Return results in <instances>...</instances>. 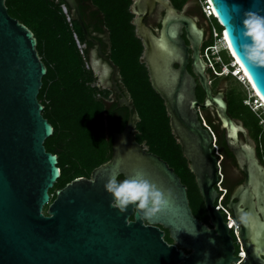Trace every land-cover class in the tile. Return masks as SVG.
I'll use <instances>...</instances> for the list:
<instances>
[{
	"label": "water",
	"instance_id": "1",
	"mask_svg": "<svg viewBox=\"0 0 264 264\" xmlns=\"http://www.w3.org/2000/svg\"><path fill=\"white\" fill-rule=\"evenodd\" d=\"M64 2L81 24L87 41L100 48L101 41L85 26L78 0ZM209 2L223 33H228L232 52L240 57L239 63L244 64L253 87L264 99V65L250 61L242 48L252 43L244 35L243 19L249 11L264 16V0ZM157 6L164 11L158 32L145 22ZM132 7L136 35L144 46L142 61L153 89L165 102L172 132L195 174L212 227L195 217L187 186L174 168L136 140L140 116L134 111L129 91L115 79L118 67L104 54L102 57L114 69L112 86L120 96L117 107L125 106L129 111L127 122L117 132L105 116L111 158L96 167L90 178L77 177L58 189L52 200L49 191L60 178L61 169L58 156L44 145L54 133L38 98L47 67L39 56L33 31L12 17L6 0H0V264L238 261L232 230L216 208L219 167L222 171V162L218 161L223 156L214 151L217 134L203 115L209 108L215 111L237 169L244 174L226 204L239 225V238L248 254L243 264H264V164L243 122L228 114L225 91L214 92L202 56L205 29L170 0H134ZM106 67L104 71L94 67L102 81L109 78ZM198 86L205 94L203 102L197 96ZM137 171L160 190H172L169 205L149 219L139 218L132 206L125 213L112 207L113 198L104 188L110 175L125 179ZM165 230L173 244L164 238Z\"/></svg>",
	"mask_w": 264,
	"mask_h": 264
},
{
	"label": "trees",
	"instance_id": "2",
	"mask_svg": "<svg viewBox=\"0 0 264 264\" xmlns=\"http://www.w3.org/2000/svg\"><path fill=\"white\" fill-rule=\"evenodd\" d=\"M88 1L95 8L91 14L87 13L85 0H78L82 19L89 34H107L109 42L104 46L107 45L110 58L119 68L122 83L130 93L134 111L140 116L136 125V140L145 144L148 151L159 155L174 168L187 186L190 206L195 217L202 222H209L195 174L191 171L183 148L172 132L165 102L153 89L147 67L142 61L144 46L136 35V26L133 23L134 0ZM171 1L176 8L182 9L189 0ZM63 3L64 0H6L10 15L33 31L37 38L39 56L47 67L38 98L44 105V117L54 128L53 135L45 140L44 145L47 151L58 156V166L61 169L60 178L49 191L52 200L56 197L58 189L77 177H90L96 167L111 158L112 142L106 134L105 116L107 115L109 124L117 132L123 130L129 116L126 107L118 108L116 101H110L111 90L94 85L97 83L94 70L86 68V60L91 64L89 47L92 44L87 41L82 26L73 17V27L70 26L61 9ZM199 7L203 17L208 20L200 4ZM209 22L210 39L203 45L202 51L214 43L213 27L223 31L215 17ZM74 31L80 41L88 45L85 49L86 60L77 47ZM220 54L224 62L229 64L231 57L228 53L222 51ZM216 67L217 71L221 72V64L217 63ZM189 70L192 72L191 67ZM209 72L211 73L210 69ZM213 77L216 80L221 79L224 83L231 82V79L239 81L232 74ZM215 83H212L214 92L225 91L228 114L243 122L250 137L255 141L258 156L264 164V125L261 123L264 116H260L245 103L248 95L241 86L225 85L215 88ZM197 96L200 102H203L205 94L201 87ZM203 115L207 125L217 134L218 152L223 156L222 185L227 189L223 204L226 206L232 190L243 181L244 174L241 172L237 178L232 176L231 171L240 170L237 169L236 159L226 144L224 130L220 127L215 111L209 108L203 111ZM118 180H123V177ZM165 239L173 243L168 230Z\"/></svg>",
	"mask_w": 264,
	"mask_h": 264
},
{
	"label": "clouds",
	"instance_id": "3",
	"mask_svg": "<svg viewBox=\"0 0 264 264\" xmlns=\"http://www.w3.org/2000/svg\"><path fill=\"white\" fill-rule=\"evenodd\" d=\"M242 23L245 29L244 35L252 40L251 44L242 45L243 54L250 61L264 65V16L249 11ZM225 39H228L227 31H225ZM228 47L232 48L230 41ZM232 55L237 57L239 63L240 57L237 53L233 51ZM240 66L244 68L243 63H240ZM245 71L247 72V69ZM104 188L113 198L112 207L125 213L129 206H132L141 219L154 217L169 205L172 197L171 189L160 190L155 183L145 178L142 171H137L133 177L123 180H118L116 175H110Z\"/></svg>",
	"mask_w": 264,
	"mask_h": 264
},
{
	"label": "built area",
	"instance_id": "4",
	"mask_svg": "<svg viewBox=\"0 0 264 264\" xmlns=\"http://www.w3.org/2000/svg\"><path fill=\"white\" fill-rule=\"evenodd\" d=\"M199 2L201 4V8H202V11H203V14L205 15V17L208 20L214 18L215 13L213 10V6L209 2V0H199ZM61 9H62L63 13L65 14L68 23L70 24L71 27H73L72 14H71L67 4L63 3L61 5ZM212 34H213V38H214L213 45H209V46L205 47L204 50L202 51V56L205 59V61L207 62L208 67L211 64L213 70L216 72L217 75L221 76V75L232 74L241 83H244V84L247 83L248 84L246 76L243 75V70L240 69V66H238V64H236V62H235L236 60L230 54V49L224 40L223 31L220 32L215 27H213L212 28ZM74 39L76 41V44H77V47H78L80 53L83 55L84 59L86 60V58H85L86 45H85V43H82L80 41V39H79V37L75 31H74ZM221 51H226L228 53V55L231 57V61L229 64H226L224 62V60L220 54ZM217 63L221 64V66H222L221 72L217 71L218 70L216 67ZM86 68H88V69L90 68L89 62H87V60H86ZM246 102L255 112L258 111L257 113H260L259 111L261 109H264L263 103L260 100H258V98L256 96L248 98L246 100ZM258 105L261 107L258 108ZM259 115L264 116V114H259ZM261 123L264 125V117H262ZM211 132H212V130H211ZM212 134L214 135L213 132H212ZM215 152L218 153L217 145H215ZM220 162H221V160L218 161V164H220ZM218 172L220 173V182L217 184V186H218V190L220 192V197L217 199L216 208L218 210H220L225 215V221L228 223L229 227L232 230V234L234 236L235 247H236L235 256H236V258H239L238 261H232L231 264H243V262L248 258V254H247L246 248L242 244L241 239L239 238V234H238L239 225H237L233 221L231 211L223 204V199H224L225 194L227 193V189L226 188L224 189L222 187L223 186L222 185L223 174L221 171V167H219Z\"/></svg>",
	"mask_w": 264,
	"mask_h": 264
},
{
	"label": "flooded vegetation",
	"instance_id": "5",
	"mask_svg": "<svg viewBox=\"0 0 264 264\" xmlns=\"http://www.w3.org/2000/svg\"><path fill=\"white\" fill-rule=\"evenodd\" d=\"M85 4L87 6V13L88 14H91L95 10V8L93 7L92 3L90 1H88V0H85ZM172 4H173V2H172ZM183 9L186 11V13L188 15H191V16L195 17L196 20L198 21L199 25L202 26L205 29V35H206V41L204 42V44H205L210 39V32H209L210 25H209L208 21L203 17L198 2L196 0H189L182 7V9H179V10H183ZM132 10H133V7H132ZM163 13H164L163 9L160 6H157L156 9L154 10V12L149 17H147L145 19L146 24L148 26H150L153 30H155L156 32H158V30L160 28V21H161V18L163 16ZM86 28H87V26H86ZM87 30H88V28H87ZM90 35H92V36H94L95 38H98V39L101 38V39H99L101 41V47L100 48L96 44L88 41L89 43L92 44V46L89 47V54H90V61H91L90 68H92L94 70V67L97 66V69H99V67H100L104 71L105 70V66H107L106 68L109 71V78H108V80L102 81L100 79L101 73H99L97 75L96 72H95V70H94L95 76L97 77V83H95L94 85H97L101 89H109V90H111L110 101H116L118 103V101L120 99V96L118 94H116V92H115V90H114V88L112 86V78H113V75H114V69L102 57V54H104V55H106L107 57L110 58L109 52H108L109 51L108 50V47H106L107 45L104 46L105 43H108L109 42L108 41V36L105 33H101V34H98L97 35L96 32L93 33V34H90ZM85 45H86V48H87L88 45L86 43H85ZM202 48H203V46H202ZM94 61H95V63H97L96 66L94 65ZM189 67H191V66H189ZM208 74H209V72H208ZM115 79L119 83L123 84L122 83V78H121L120 72L115 75ZM124 87H125V85H124ZM199 88H200V86H198L197 91H198ZM120 108H123V107H120ZM117 121H118V118H117ZM238 173H239V176H240L241 175V171H238ZM87 178H90V177H87ZM203 223H205V222H203ZM205 224L208 225L209 227H212L211 224H210V222H207ZM165 235H166V230H165ZM164 238H165V236H164ZM173 243H174V241H173ZM173 243H171V244H173ZM185 252L186 253H189L188 250H185Z\"/></svg>",
	"mask_w": 264,
	"mask_h": 264
},
{
	"label": "rangeland",
	"instance_id": "6",
	"mask_svg": "<svg viewBox=\"0 0 264 264\" xmlns=\"http://www.w3.org/2000/svg\"><path fill=\"white\" fill-rule=\"evenodd\" d=\"M198 2H199V0H198ZM199 4H200V2H199ZM201 5V4H200ZM208 21V23L210 24V20H207ZM219 29H220V27H218ZM209 69L211 70V73L209 72ZM207 71L209 72V75H210V78H211V81H212V83L213 82H216L215 83V88H220V87H224L225 85L226 86H232V85H238V86H241L246 92H247V95H248V98H250V97H253V96H255L254 95V93L252 92V90H251V88H250V86H248V84L247 83H241V82H239V81H237V80H235V79H231V82L230 81H228L227 83H224L221 79H219V80H216L214 77H213V75H217L216 74V72L213 70V68H212V65L210 64V66L208 67V69H207ZM221 77V76H220ZM246 104H248L247 102H245ZM258 112V111H257ZM260 113L259 114H264V109H261L260 111H259ZM221 160V159H220ZM232 172V176L233 177H235V178H237L238 176H239V173L238 172H234V171H231ZM223 187V186H222ZM224 188V187H223ZM225 189V188H224ZM47 206L44 208V213H47Z\"/></svg>",
	"mask_w": 264,
	"mask_h": 264
},
{
	"label": "bare ground",
	"instance_id": "7",
	"mask_svg": "<svg viewBox=\"0 0 264 264\" xmlns=\"http://www.w3.org/2000/svg\"><path fill=\"white\" fill-rule=\"evenodd\" d=\"M223 36H224V40H225L226 44L228 45L229 42H228V39H227V40L225 39V33H223ZM230 54L232 55V49H230ZM232 56H233V55H232ZM233 58L236 60V61H235L236 64H238V66H240V63L237 62V58H236L235 56H233ZM240 69L243 70V75L246 76V78H247V82H248V85L250 86L251 89H253V91L255 92V94L259 96L260 101H261V102L263 103V105H264V99H263V98L261 97V95L255 90V88L253 87V85H252V83H251L250 78L248 77V75L246 74V72L244 71V69L241 68V66H240ZM255 94H254V95H255ZM259 99H258V100H259ZM260 107H261V106L258 105V108H260Z\"/></svg>",
	"mask_w": 264,
	"mask_h": 264
}]
</instances>
